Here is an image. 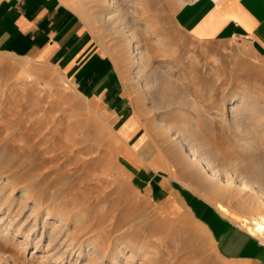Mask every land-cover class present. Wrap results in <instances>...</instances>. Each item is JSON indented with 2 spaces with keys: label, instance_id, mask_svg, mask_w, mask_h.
<instances>
[{
  "label": "rangeland",
  "instance_id": "obj_1",
  "mask_svg": "<svg viewBox=\"0 0 264 264\" xmlns=\"http://www.w3.org/2000/svg\"><path fill=\"white\" fill-rule=\"evenodd\" d=\"M64 1L79 14L99 50L112 60L124 100L119 110L125 114L113 121L117 126L122 122L136 127L137 132L126 127L128 136L141 138L136 141L137 148L140 145L137 150L145 144L148 160L160 154L161 162L176 172L177 182L203 189L190 169L182 168L171 143L155 127L181 121L178 108L171 106V88L176 100L188 97L214 119L210 125L199 124L200 131L224 160L236 166L264 159V57L257 56L244 40L203 42L183 32L175 23L176 12L200 0H124L149 60L147 73L157 68L174 82L170 89L154 86L146 97L134 80V64L125 42L95 22L106 3ZM243 96L250 109L247 131H254L258 140L248 151L250 158L219 121L228 115L226 104ZM151 105L157 106L149 111ZM166 105L168 108H163ZM180 109L186 117L196 116L185 106ZM107 120L110 117L99 101L78 95L58 68L0 54L1 260L9 264H73L77 245L98 241L97 253L106 249L107 254L100 260L91 258L92 263L112 264L116 259L117 264H125L116 254L117 248L132 251L136 245L143 251L136 253L135 264H241L219 255L212 236L182 207L171 216L151 201L147 188L151 176L145 177L138 167L124 163L138 157L116 137ZM244 200L246 197L219 198L232 214L250 220L252 214ZM35 202L53 216L59 211L85 216L86 225L91 226L70 246L66 237L73 233L72 225L54 230L56 235L50 226L54 218L44 230L41 218L34 227L30 214ZM235 223L247 235L240 223ZM70 251L74 252L70 255ZM83 257L77 264L87 263Z\"/></svg>",
  "mask_w": 264,
  "mask_h": 264
},
{
  "label": "crops",
  "instance_id": "obj_2",
  "mask_svg": "<svg viewBox=\"0 0 264 264\" xmlns=\"http://www.w3.org/2000/svg\"><path fill=\"white\" fill-rule=\"evenodd\" d=\"M174 18L195 40H244L264 57V0H200L184 5ZM0 54L58 68L78 95L98 100L110 120L121 111L122 86L112 60L99 50L79 14L64 0H0ZM147 150L143 144L138 153L149 161ZM169 186L171 181L161 174L152 175L149 198L158 206L173 203L178 212L181 201H190ZM189 214L212 236L219 255L241 264H264V244L244 235L236 224L210 207Z\"/></svg>",
  "mask_w": 264,
  "mask_h": 264
},
{
  "label": "bare ground",
  "instance_id": "obj_3",
  "mask_svg": "<svg viewBox=\"0 0 264 264\" xmlns=\"http://www.w3.org/2000/svg\"><path fill=\"white\" fill-rule=\"evenodd\" d=\"M101 1L106 3L105 9L103 13H101L98 17L95 18V22L101 23L102 25H104V28H109V31L113 36L125 42L124 44L126 45L130 53V60L134 64V80L138 85H140L142 89H144L143 91L145 93V97L149 95L151 88H153L154 86H156V89H158V87H163L164 85L168 86V88L169 85L173 87L172 85L174 84V82L171 80V78L170 80L169 78H166L165 75L161 74L157 70V68H154L151 73H147L146 69L149 68V60L142 50L143 41L141 39V36L135 33V28L131 23L133 18L131 19L129 17V11L125 7L124 0ZM172 89L173 88H171V106L174 105L178 108L179 118L181 119V121L179 123L171 122V125L156 124L155 127L163 133V139L171 143L172 148H174L177 156H179L181 159L180 162H182L183 164L182 168H189L192 172V175L197 180L195 181L198 182L201 185V188L203 189L199 190L198 188L185 184L184 182H177L176 172L171 167L167 166V164L161 162L160 154H157L158 156H155L149 161L143 159L137 150L140 145L138 146V148L136 145V141L140 142L141 138L139 139L138 135H136V140H133L130 136H128L129 132L128 130H126V127H129L130 129L134 127L136 129V127L132 123H126V125L117 126V121L107 120L108 124L111 125V131L115 133L116 137L121 140L130 150L135 151V155L138 157L130 159L132 163H124H126L128 166L131 165L130 167H132L133 169L134 167H138L140 171L143 172V175L145 177H149L154 174H161L167 180L171 181V186L176 187L180 191V193L187 197L190 201L188 203H184L182 201L179 203L180 206L185 207L186 212L189 213V211L191 210L193 212L199 213L205 207H211L220 217L228 219L234 224H236L235 222L240 223V226L246 230V233L249 236L255 239L260 238L262 239V241H264V159H254L251 163H247L245 165L240 164L236 166L224 160L221 151H219L217 148H214L215 146L213 147L211 146V144H208L209 140L208 142H206L200 131L199 124L205 125V123H208V125H210V123H213L214 119L209 117L207 114L203 113V110L200 111L199 107L195 104L196 102H193L188 97L183 96V98L179 97L178 100H176V91H173ZM163 91H161V94ZM162 96H164V94H162ZM156 106L151 105L149 111L153 110ZM182 106H185L187 107V109H189V111L196 113V116L191 115L186 117V115L183 114L184 112H182L180 109V107ZM163 108H168V106L166 105ZM224 108L229 109L228 115L224 114V116L221 117L219 120L220 123L231 131L232 138L237 142V144L240 143L239 147L241 149V152H243L244 154H246V156L250 158L251 156H249L248 151L250 147L254 143L256 144L258 140L256 141L257 138L254 131H247V117L250 113V109H248V104L244 96L236 97L230 100ZM124 115V111L121 110L117 117H119L118 119L121 120ZM258 150H262L261 146H258ZM178 160L179 158L177 159V161ZM237 196L246 197V200H244L243 205L252 214V218L250 220L239 218L238 216L232 214L227 207H225L219 202V198L221 197L231 199ZM174 201H178V197H175ZM158 207L168 215L172 216L174 214H177L173 203H166L163 205H159ZM30 215V217L34 220V227L37 226L40 218L43 219V222L41 223V227L43 230L47 221H50L54 218V223L50 225L53 229V231H51L52 233L54 232V230L61 231L62 228H68L69 224L72 225L73 227L71 229L73 233L70 232L69 234H67L66 237L70 240L68 241L69 243H71L69 244L70 246L75 245L74 243L76 241V237H79L83 233H86L89 227L91 226L90 225L88 227L85 223V216L80 217L78 216L79 214L71 215L64 211H59L56 212L55 216H53V212H51L46 207H42L39 202L34 203ZM7 227L8 225L5 226V229H7ZM31 230L32 228H30V230L28 231ZM56 234H58V231L56 233H53V235ZM93 236L94 238L98 239L95 234ZM26 237L28 238V235H26ZM90 242L91 241L86 243L84 247L82 245H77L78 247L76 246L77 258L74 260L73 264H77V260H79L78 258L81 256H84L86 258V264H101L100 262L95 263V260H93L94 262L92 263L91 258L94 259L95 256H98L95 258L97 260H100L106 256L107 250L105 249L97 253L96 250H99L100 248L98 247L99 242ZM67 247L70 248L69 246ZM86 248V252L83 253V249ZM125 248H117L116 254L124 258L125 264H135V255L137 252L143 251L141 250L142 247H138L135 245V247L132 248V251H126ZM91 249L95 250L91 251ZM72 252L74 251L69 252L70 255L72 254ZM65 253L66 252H64V254ZM59 255L60 256L58 258H60L62 254ZM117 263L118 260H112V264ZM0 264H9V262L6 260L2 261L0 257Z\"/></svg>",
  "mask_w": 264,
  "mask_h": 264
}]
</instances>
